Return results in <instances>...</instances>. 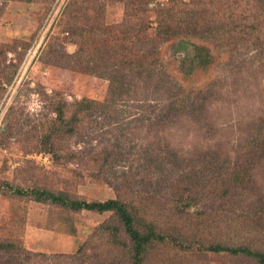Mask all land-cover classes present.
Wrapping results in <instances>:
<instances>
[{
  "label": "rangeland",
  "instance_id": "374dc122",
  "mask_svg": "<svg viewBox=\"0 0 264 264\" xmlns=\"http://www.w3.org/2000/svg\"><path fill=\"white\" fill-rule=\"evenodd\" d=\"M182 1L211 26L206 34L199 23L192 41L212 65L191 78L192 45L180 47L191 21L163 32L157 15L165 0H0V241L14 245L0 249V264L133 263L114 212L73 210L36 191L131 207L139 232L163 238L146 247L141 264H258L207 247L264 254V205L256 200L264 195V151L253 171L240 164L247 141H264V0ZM221 21L232 24L221 31ZM136 66L139 78L128 74ZM191 86L211 95L208 112L150 128L174 101L167 88ZM86 100L94 110L81 113ZM61 107L75 131L46 152L40 135ZM210 151L247 169L257 189L208 201L209 185L224 176H210ZM169 153L186 161L166 165Z\"/></svg>",
  "mask_w": 264,
  "mask_h": 264
},
{
  "label": "trees",
  "instance_id": "16d2710c",
  "mask_svg": "<svg viewBox=\"0 0 264 264\" xmlns=\"http://www.w3.org/2000/svg\"><path fill=\"white\" fill-rule=\"evenodd\" d=\"M166 3H164L159 8V22L161 29L165 28L163 32L166 30H170L171 27L173 29L176 28L177 24H182V22H185L187 19L188 21H191L188 25L189 27L184 28V31L182 33V42L180 44V47L182 49H188L189 45H192V57L190 60V69L188 70V74L185 75L191 78L193 76V70L195 71H201V72H208L211 67V61L208 55V52L204 49L202 45H196L193 43V39L195 37H199V33H197V25L201 23L203 26H200L202 29L201 31L208 33L210 27L208 26V20L203 16V14H200L197 10L199 7H195L194 5L190 3H185V1L180 2L181 0H165ZM176 5H175V4ZM137 4V3H136ZM130 4H127L126 7H130ZM136 8L131 7L130 10H132V13L135 12ZM229 10L230 13H236L237 10H235L233 7H226V10ZM224 11V10H223ZM188 12V13H186ZM241 12V11H240ZM185 15L187 18H183L182 16ZM220 15V14H219ZM224 18L231 19V21L235 18L228 17L227 15ZM237 20L236 22H238ZM222 26L217 27L218 30H222L223 26L226 27L227 24H232V22H226L221 21L220 22ZM217 26V25H216ZM169 29H166L168 28ZM202 40V38H201ZM126 69V67H124ZM135 69H132L131 67H127V70H132L131 72L128 71V74L132 73L135 77H141L142 76V70L140 67L136 66ZM164 72V71H163ZM179 86V85H177ZM176 87V86H175ZM116 89L120 88L122 91L121 94L124 92L122 85H117L115 87ZM166 90L167 93L171 94V98H174V101L170 103L169 108L165 110V113L160 116V118L155 119L154 121L149 124L150 128H154V126H159L160 128L165 125L166 122H170L173 118H176L179 114L180 115H188V116H199L200 114H206L208 112V100L209 95L204 94V90L202 89H196L195 86H191V89H189L187 92L181 89V87H177V89H171ZM113 94L111 97L107 98V101L110 99H113ZM106 101V102H107ZM189 101V102H188ZM188 103V104H187ZM80 112H84L85 110H94L93 104L90 101H84L80 102ZM96 108H98V105H95ZM99 107L103 108V105H99ZM162 109L165 108V106H161ZM63 107L56 109L54 112L56 113L55 119H53L50 123V126L48 129H46L41 135L39 141L44 145L42 146L44 149L47 148L46 152H52L56 153L54 151V146H52L53 141L57 139V137L61 136L63 133L73 135L74 128L70 125V121H65L63 118ZM97 111V110H96ZM200 112V113H199ZM199 113V115H198ZM67 124L69 126H67ZM102 128V127H101ZM104 132V131H103ZM246 150L247 152L241 156L240 164L243 165V168H247L250 172L253 171V168L259 164L260 160L258 157L262 155V151H264V141L254 140V142L247 141ZM53 147V148H52ZM159 148V147H157ZM91 150L88 152V154H92L93 148H90ZM101 151L104 153H107L106 146H102ZM94 152V151H93ZM108 156H111L112 153L110 151L107 153ZM155 162L164 168V166L171 164L172 166H175L176 168H179L180 165L186 161L184 158H178L176 156H172V154H168L164 157L166 161V165H164V162L161 157L154 154ZM208 159L209 166L215 167L216 170H211V167L209 169L210 176L214 177H220L221 175H224L221 180H215L214 184L212 183L209 185L208 189V201H215L219 200L222 202H225L227 198H234L238 193L241 192H248L253 193L257 188L254 184V181L250 178L251 173L249 175L247 169L242 170V165L240 168H237V166L231 165L228 167L226 165H223L222 163L224 161L219 160L218 155L210 151L208 153ZM208 162V161H207ZM156 170H159L157 166H154ZM154 171V170H153ZM208 173V172H207ZM147 174V173H145ZM126 174H123L125 176ZM122 176V177H123ZM147 176H149L147 174ZM191 176V175H190ZM145 177V176H144ZM144 177H142V180H144ZM250 179L251 183H248V179ZM181 182H190V177L188 175L181 176ZM247 179V180H246ZM208 182H210V179L208 178ZM216 185V186H215ZM17 194H22L19 190L16 191ZM36 198L39 199L43 197L44 199L50 200L52 203L58 205L60 204L62 207H70L73 210H87V211H95L98 213L102 212H114L119 220L121 221L123 225L124 234L127 236L129 240V248L127 251L131 252V257L133 258L132 264H141L142 262V254L145 256V250L148 245L154 241H162L163 238H161L158 235H155L153 233H141L135 227V219L129 212V208L126 205H123L120 200L111 199L105 202H85V201H72V200H66L61 198L60 196H56L53 193H49L46 191H36ZM257 202L261 203L262 201L264 205V195L260 194L259 192L256 193ZM125 204V203H124ZM188 206V205H185ZM264 208V207H261ZM114 230V229H113ZM116 230H114L115 232ZM162 236V235H161ZM11 248H14V245L10 242L0 241V249L4 251H11ZM207 249L210 252H220V251H228L230 254L236 255L241 254L246 257H254L257 260L258 264H264V254L262 252L257 251H251L246 249L245 247H239L238 249H229L225 247H221L219 245H215L213 247H207ZM10 253V252H9ZM4 258V257H3ZM6 258V257H5Z\"/></svg>",
  "mask_w": 264,
  "mask_h": 264
}]
</instances>
